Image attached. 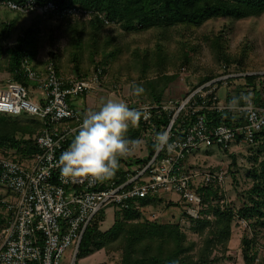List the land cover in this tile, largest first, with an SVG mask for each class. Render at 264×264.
Here are the masks:
<instances>
[{
  "label": "built area",
  "instance_id": "1",
  "mask_svg": "<svg viewBox=\"0 0 264 264\" xmlns=\"http://www.w3.org/2000/svg\"><path fill=\"white\" fill-rule=\"evenodd\" d=\"M0 9L59 19L98 16L110 24L105 14L95 9L53 1L0 0ZM21 71L35 83L41 99L33 100L22 83L9 78L0 85V114L33 116L41 120L43 127L33 137L39 152L28 165L0 155V187L10 194L0 199V213L5 219L0 228V264H60L64 250L70 246L73 261L87 225L103 208L112 205L122 211L133 202L137 206V200L147 196L175 194V202L189 218H201L204 204L194 188L221 185L225 170L199 169L189 157L201 145L226 148L231 142L253 144L264 127V71L229 69L195 87L184 86L177 93L170 89L159 103L151 99L126 102L129 108L143 113L139 127L129 126L138 131L131 140L139 141V148L127 158H119V170L104 182L66 179L60 174L59 157L69 148L68 141L74 139L85 114L100 109H85L82 96L102 91L106 74L98 68L82 79L63 78L50 57L43 71L34 69L24 58ZM246 76H255L258 103L244 92L236 95L234 90L219 96L224 83L238 77L244 84ZM117 89L118 85L112 84L111 91ZM233 98H237L236 103ZM207 111L217 113L220 123L209 125ZM162 116L167 123L156 128L153 118ZM164 131L169 133L174 150H151L156 134Z\"/></svg>",
  "mask_w": 264,
  "mask_h": 264
},
{
  "label": "trees",
  "instance_id": "2",
  "mask_svg": "<svg viewBox=\"0 0 264 264\" xmlns=\"http://www.w3.org/2000/svg\"><path fill=\"white\" fill-rule=\"evenodd\" d=\"M47 1L91 8L105 14L110 24H105L98 16L89 19L66 16L59 19L48 15L57 20L56 29L61 30L69 41L66 60L61 52H48V57L54 62L58 75L61 76L60 69H68L70 64L74 78L77 79L87 77L98 68H102V73L106 74L111 64L113 68L117 67L118 76L124 68L138 70L143 82L139 80L131 85L128 95L124 97L128 104L143 99L159 103L168 84L177 77V73L168 74L165 69L181 57L182 64L189 62L191 47L182 44L178 54L169 53L165 48L163 42H168L174 32H179L183 27H200L211 19L224 17L239 20L264 13V0H38L39 3ZM40 26V20H36L32 27L23 28L9 44L7 41L10 39L13 23L9 20L0 21V71L7 72L10 78L26 88L30 81L22 75L21 62L27 58L36 69L35 59L42 42ZM116 29L136 36L133 37L129 59L124 57L128 47L125 48L118 42L117 35H112ZM147 32L150 37L144 38V33ZM223 32L224 30H220L207 38V44L215 61L221 64L223 73L228 68L237 72L252 71L254 67L249 58L251 42L244 38L235 52L230 53ZM49 33V38H52L53 30L50 29ZM150 40L155 41L154 47H145L144 42ZM149 70H155L158 76L146 78ZM212 78V74L202 77L192 85L195 87ZM244 79V84H237L233 88L235 94L244 92L258 103L260 96L255 88V76H246ZM109 81L117 84L114 81L118 80L110 77ZM117 85V92H120V83ZM134 85L143 87L144 93L134 95ZM245 86L251 89L246 91ZM206 117L209 125L220 123L215 112L207 111ZM153 121L157 124L156 128L167 123L164 116L160 119L153 118ZM42 127L41 120L33 116L0 114V152L14 151L10 158L19 162L31 159L39 152L33 137ZM137 134V130L129 128L126 138L131 140ZM71 142L72 140L68 141L69 144ZM256 142V152L262 157L261 160H258L257 154L253 157L254 165L248 172L252 185L246 193L247 200L237 210L220 204V185L208 184L194 188L204 204L200 211L201 218L191 219L182 210L181 214L189 220V229L198 236V240L187 237L179 218L167 222L157 219L138 220L145 206L164 201L163 197L157 195L147 196L138 199L137 206L133 202L128 209L117 211L114 222L105 231L97 228L94 217L82 235L75 263L78 258L105 249L120 252L118 264H214L227 251L232 235V221L238 217L246 221L253 232L251 238L242 236L240 240L243 264H264V257L259 259L255 249V235L260 228H264V127L256 134L254 143ZM4 156L9 157L7 153ZM4 222L0 213V227Z\"/></svg>",
  "mask_w": 264,
  "mask_h": 264
},
{
  "label": "rangeland",
  "instance_id": "3",
  "mask_svg": "<svg viewBox=\"0 0 264 264\" xmlns=\"http://www.w3.org/2000/svg\"><path fill=\"white\" fill-rule=\"evenodd\" d=\"M12 21L13 29L10 34V39L7 41L9 44L14 41V38L25 27H32L36 20L41 22V47L40 53L45 57L49 56L48 52H61L63 58L66 60L69 41L68 37L61 31L56 29L57 20L39 15L37 13L30 14H18L9 10L0 9V21ZM53 30L52 38H49V30ZM224 30V37L227 39L228 50L230 53L235 52L238 44L247 38L252 44V51L250 54V64L253 65L254 72L264 71V13L257 17H248L244 19L234 20L231 18H216L208 20L206 23L196 28H180L179 32H174L168 42H163L165 48L169 53H179L181 45L191 47L192 52L190 60L186 64H182L183 58L168 65L165 69L168 74L177 73V77L171 81L164 91V95L170 89L173 92H178L181 87L192 85L196 83L202 77L213 75L214 77L223 73V68L220 63H217L214 59L213 53L207 44V38H210L212 34ZM109 31H107L108 33ZM106 33V32H105ZM110 34V33H108ZM112 35L118 36V42L128 50L124 52V57H130V49L133 47V37L135 35L124 33L121 29H116ZM150 37L147 33H144V38ZM154 40L144 42L145 47L153 48ZM132 44V45H130ZM144 47V45H142ZM69 64V68H70ZM117 67L113 68L111 64L106 72L104 84L109 85V92L106 95V99L103 102L97 101V104L87 102L85 109L100 108L103 103L108 100L116 102L124 101V97L128 95L131 85L134 82L141 80V75L136 69L124 68L120 70L119 76L117 75ZM183 69V71H182ZM231 69V68H228ZM164 71V70H163ZM181 73V74H180ZM183 73V74H182ZM69 76L75 77L73 71H69ZM158 76L155 70H149L146 74V78H155ZM10 76L7 72L0 71V85L4 84L7 78ZM112 78L117 84L120 83V92L111 91L112 82L109 78ZM116 78V79H115ZM243 78H234L224 83L223 87L219 90V96L228 90H233L237 84L243 83ZM184 93V89H182ZM40 94V93H39ZM31 97V96H30ZM32 98V97H31ZM33 99V98H32ZM35 100V99H33ZM84 103V102H83ZM90 103V104H89ZM126 103V102H125ZM127 137V136H126ZM258 142L253 144H236L231 142L227 149L210 147L205 148L199 146L192 155L189 157V161L194 167L199 169H218L222 167L225 170L224 182L220 185V204L230 206L237 210L241 206V203L246 201V193L252 185L251 178L248 176L249 170L253 167V157L258 153ZM226 150V151H225ZM14 151L8 150L7 152H0V155L13 157ZM261 155H258V160H261ZM23 165H28L29 160H22ZM9 192L0 187L1 198L9 197ZM171 197H163L164 201L157 205L145 206L142 210L141 217L138 220H159L162 222L172 221L175 218L180 219V225L187 237L192 240H198V236L192 233L189 229L190 222L181 214V205L175 202L176 195L171 194ZM175 203H178L176 205ZM117 210L114 206L110 205L103 208L96 216L97 228L100 231L107 230L115 219ZM246 221L236 217L232 221V235L227 245V251L223 258L214 264H243V255L241 247L242 236L251 238L253 236L252 229L246 225ZM1 228V227H0ZM255 249L258 251V258L264 257V228H260L255 235ZM73 246L66 248L61 256L60 264H118L120 259V252L107 251L101 249L95 251L88 256L78 258L75 263V259L72 261ZM218 253V252H216ZM218 255H220L218 253Z\"/></svg>",
  "mask_w": 264,
  "mask_h": 264
},
{
  "label": "clouds",
  "instance_id": "4",
  "mask_svg": "<svg viewBox=\"0 0 264 264\" xmlns=\"http://www.w3.org/2000/svg\"><path fill=\"white\" fill-rule=\"evenodd\" d=\"M133 88L136 96L144 93V88L139 85ZM241 98L247 99L243 95ZM236 102L237 98H233V103ZM142 115L124 101L113 100L103 103L98 111H88L75 130L77 134L69 148L59 157L61 176L66 179L92 178L98 182L111 179L120 168L119 158H127L140 146L139 141L127 139L126 134L130 125L139 127ZM169 139L167 131L157 133L153 147L171 152L175 146Z\"/></svg>",
  "mask_w": 264,
  "mask_h": 264
},
{
  "label": "crops",
  "instance_id": "5",
  "mask_svg": "<svg viewBox=\"0 0 264 264\" xmlns=\"http://www.w3.org/2000/svg\"><path fill=\"white\" fill-rule=\"evenodd\" d=\"M47 57H48V55L44 57L40 53V50H39V52H38V54L36 56V59H35V61H36L35 62L36 63V69L37 70H40V71H43L44 70ZM69 71H71V67L70 68L68 67V69H64V68L63 69H60L61 76L63 78H69V77H71V76H69ZM9 78H7V79H9ZM27 89L29 91V95L33 99H35V100H40L41 99V93L37 89L35 83L29 82ZM108 92H109V85H106V86H104L103 90L100 91L99 93H97L96 95H93V96L92 95H84L85 98L83 97L82 98L83 99L82 101L84 102V105L85 104L88 105L87 102L94 103V104H97V101L103 102L104 100H102V99H106V95L108 94Z\"/></svg>",
  "mask_w": 264,
  "mask_h": 264
}]
</instances>
